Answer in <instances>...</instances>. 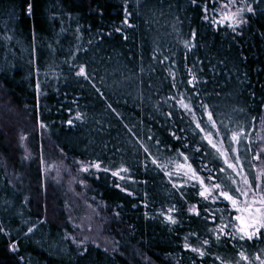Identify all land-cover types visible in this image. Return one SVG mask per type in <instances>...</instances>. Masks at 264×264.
<instances>
[{"label": "trees", "instance_id": "16d2710c", "mask_svg": "<svg viewBox=\"0 0 264 264\" xmlns=\"http://www.w3.org/2000/svg\"><path fill=\"white\" fill-rule=\"evenodd\" d=\"M206 2L0 0V264H247L241 250H264V238L212 243L203 258L183 249L234 210L191 183L173 188L170 162L183 152L207 176L221 158L204 136L224 145L228 127L251 135L253 156L264 145V0H246L254 12L235 32L203 19ZM82 65L87 80L75 74ZM122 167L123 180L111 175ZM205 208L220 210L215 223Z\"/></svg>", "mask_w": 264, "mask_h": 264}, {"label": "snow or ice", "instance_id": "6c2138e0", "mask_svg": "<svg viewBox=\"0 0 264 264\" xmlns=\"http://www.w3.org/2000/svg\"><path fill=\"white\" fill-rule=\"evenodd\" d=\"M197 0H191L193 5H196ZM218 3V0H207L202 8L203 19L207 22H210L213 26L220 25L223 26L227 21V26L230 27L233 32L236 31L237 27L242 26L243 24L247 23V19L244 17V13H253L254 9L252 5L247 4L246 0H226V3L220 4V9L216 10L215 5ZM209 4L213 6L214 11L212 13L209 12ZM239 4V6H237ZM235 8V11H231L230 9ZM28 14L31 15L32 12V5H28ZM132 13L128 12L127 6H125V16L123 24L127 27H132L129 24V17ZM219 16L220 19H214L213 16ZM116 32H120L121 28L117 27L115 29ZM196 36L195 31L191 33V37L194 40ZM127 39V37H125ZM186 48H191L194 45L191 41L184 42ZM77 77H83L84 79H89L88 74L86 72L85 66H80L79 70L75 73ZM195 76L193 79L188 80V84L194 86ZM37 91H39L40 85L37 83L36 85ZM95 87V85H93ZM175 87V84L173 85ZM98 91V90H97ZM199 93H197V96ZM175 99V97H173ZM181 106L191 112L192 109L188 104L183 103V100L180 101ZM200 107L206 112L208 122L211 123L212 127H216V122L213 119V113L208 110L207 105L200 103ZM171 114H169L170 116ZM80 114L78 113L76 119L79 120ZM69 125H72L73 121L70 119L67 121ZM41 127H45V125H41ZM196 127L203 132L204 129L201 127L200 123H196ZM219 133V129H217V134ZM173 137L176 139H180L179 137L175 136V133H171ZM151 139V137H149ZM204 139L207 140V143L211 145L213 149L219 154L220 157L223 158L224 163L227 165L228 169H231L233 173L237 177H241L240 181L236 179H232L229 177L231 188H226L223 183L216 182V177L212 175H208L207 178L200 176L194 168L190 164H180L176 166V175H183L185 178L184 184H173L172 187L180 190L188 186V182H191V187L194 189L198 188L197 195L206 202L210 204H215L218 201H227L230 203L232 209H234L237 213L234 217H230L227 222H224L223 217H221V223L216 224L214 228L207 229V233L211 234V239L205 238L200 240L199 234L196 232H191L187 236L184 237V244L183 249L185 251H190L196 254L198 257L203 258L206 255L205 248L210 246L212 243L220 244L223 240L232 241L233 246L235 243L240 241L248 242V241H259L264 238V170H260L259 172L255 173L250 180L248 175L244 173V166L241 162V149L239 147H230L228 149H222L221 147L217 146V143L213 141L212 134L208 133L204 136ZM230 145H242L245 144L247 137L244 135L243 129L239 131H233L231 136L228 138ZM220 143L223 144V138H221ZM187 147V145H185ZM148 150L145 148V152ZM196 151H199L197 148ZM245 152H250V146H245ZM229 152L233 155L230 157ZM264 153V149L259 150L256 152L254 156H252V160H259L261 158V154ZM180 156H183L185 161L188 160L187 156H184L183 152L178 153ZM230 159L235 160V163L230 162ZM153 164H156V160H152ZM91 167L96 169H101L100 163L92 164ZM204 169H207V165L202 166ZM84 172L89 171L88 167H84L81 169ZM104 171H108V169H103ZM220 172H225L224 168L219 170ZM121 172L127 173V168H120L115 172H112L111 175L115 177H119L121 180L124 177L121 175ZM169 177L173 175V173H166ZM207 179V182H206ZM253 184H255V189L253 188ZM116 187H120L119 184ZM258 192H261L259 196L257 195ZM181 198H183L184 193L181 192ZM131 195V193H129ZM241 205H243L241 207ZM175 205L168 209V214L165 215V220L169 224H176L178 221L172 215L175 212ZM220 210H213L211 213L208 212V209L205 208V221L215 223L217 217L216 212ZM188 212L190 215H194L199 217L201 215L199 208L196 205H192L188 208ZM34 227H29L27 233H32L34 231ZM4 229L0 228V232H3ZM27 233L25 235H27ZM190 237H195L198 241L200 246H193L189 243ZM87 239V238H85ZM75 242V240H74ZM84 244V241L81 240L79 245ZM11 247L12 251H16L15 247ZM87 249L85 248L80 255H83ZM106 251V249H105ZM241 260L247 262V264H252L249 256L241 250L238 253ZM216 260H221V257H215ZM255 261H258L259 264H264V259L261 258L259 254L254 257ZM223 264V261L221 262Z\"/></svg>", "mask_w": 264, "mask_h": 264}, {"label": "rangeland", "instance_id": "374dc122", "mask_svg": "<svg viewBox=\"0 0 264 264\" xmlns=\"http://www.w3.org/2000/svg\"><path fill=\"white\" fill-rule=\"evenodd\" d=\"M183 103H185V102H183ZM227 130H228V134H227V137H226V141L224 143V145H225L224 149H228L230 147H239L241 149L240 155H241V162L243 163V166H244V173L247 174L249 179L251 180L255 173L259 172L260 170H264V153L261 154V158L259 160H252L251 157L253 156V152L251 151V153L249 154V152H245L244 151L245 146H250L251 150L253 149L251 135L248 132L245 131L244 135L247 137V140L245 141V144H242V145H235V144L230 145L228 138L231 136L233 131H239L240 129L233 128V127H228ZM217 142H219V141L217 140ZM217 144H218V147H221L223 149V146H224L223 144H221V143H217ZM261 149H264V145H262ZM232 155L233 154L229 152V156L231 157ZM218 157L221 158V160L219 161L220 165L217 166L216 170H211V172H209V170H208V175L215 176L216 177V182L223 183L226 186V188H231L229 177H231L232 179H236L238 181H240L241 177H237L235 175V173H233V171L231 169L227 168V165L224 163L223 158L220 157L219 155H218ZM230 162L235 163V160L230 159ZM180 164H190L192 166V164H191V162L189 160L185 161L183 159V156H177V157L174 158V160L172 162H170V165H169L168 168L170 170L169 172L173 173L172 177L177 179L176 182L178 184H184L185 183V178L183 177V175H176L175 174L176 166L180 165ZM84 167H89V165L82 166V168H84ZM192 168H193V166H192ZM221 168H224L225 172H223V173L220 172L219 170ZM196 172L202 177L207 178V176H208V175L207 176H203L198 171H196ZM189 183H191V182H188V184ZM253 188L255 189V184H253ZM260 194H262V193L261 192L257 193L258 196ZM229 205H230V203H229ZM242 206L243 205H241V207ZM81 215H83V219H92L90 212L88 210L84 209V208H82V210H81ZM235 215H237V213L234 210L233 217ZM93 238H96V235ZM257 254H259L261 256V258L264 259V250L263 251H259L257 253L254 252V253L251 254L252 257H250L248 255L250 260L252 261V264H259L258 261L254 260V257ZM239 261L241 262L240 259H239ZM243 262L244 261L242 260V263Z\"/></svg>", "mask_w": 264, "mask_h": 264}]
</instances>
